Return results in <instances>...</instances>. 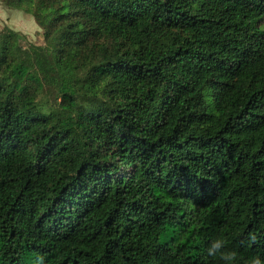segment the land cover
<instances>
[{"label":"trees","instance_id":"1","mask_svg":"<svg viewBox=\"0 0 264 264\" xmlns=\"http://www.w3.org/2000/svg\"><path fill=\"white\" fill-rule=\"evenodd\" d=\"M0 4V264L264 260V0Z\"/></svg>","mask_w":264,"mask_h":264},{"label":"rangeland","instance_id":"2","mask_svg":"<svg viewBox=\"0 0 264 264\" xmlns=\"http://www.w3.org/2000/svg\"><path fill=\"white\" fill-rule=\"evenodd\" d=\"M0 25H7L27 36L33 42H40V30L33 18L19 9H9L0 4Z\"/></svg>","mask_w":264,"mask_h":264},{"label":"clouds","instance_id":"3","mask_svg":"<svg viewBox=\"0 0 264 264\" xmlns=\"http://www.w3.org/2000/svg\"><path fill=\"white\" fill-rule=\"evenodd\" d=\"M251 239L254 240L255 236H252ZM205 253L209 257L218 258L223 264H235L236 262L237 253L227 247L226 240L221 236L209 241ZM37 259L39 264H44L43 257ZM246 264H264V260L258 256H252L247 259Z\"/></svg>","mask_w":264,"mask_h":264}]
</instances>
